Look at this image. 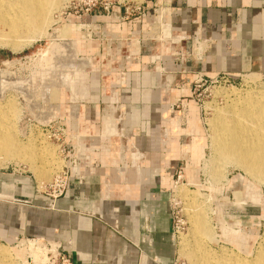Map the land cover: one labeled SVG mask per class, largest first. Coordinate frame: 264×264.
I'll use <instances>...</instances> for the list:
<instances>
[{
    "label": "rangeland",
    "instance_id": "374dc122",
    "mask_svg": "<svg viewBox=\"0 0 264 264\" xmlns=\"http://www.w3.org/2000/svg\"><path fill=\"white\" fill-rule=\"evenodd\" d=\"M91 1L60 0V4L57 3V6L48 13L50 21L43 34L32 39L28 44H25L27 36L22 35L17 39L21 45L17 51L12 50L10 41L0 38V109L4 111L8 102H14V111L16 109L17 111L9 117L8 128H11L10 132L11 130L14 132L19 143L32 146V151L39 156L32 162L26 159L10 158L9 160L8 156H0V176L23 177L30 182L31 188H28L31 189L30 193L35 197L48 199L53 205L64 196L70 179L79 178V162L87 161L88 169L93 166L89 162L91 153L88 151V137L77 135L72 122L66 129L60 120L61 99L65 94L73 95L76 83L82 80L83 73H88L94 64L89 55H80L81 49L88 44L96 48L97 43L101 42L106 55L108 50L115 52L122 46L123 48L124 45L127 46V35L122 36V29H120L121 33H118L115 31L116 27L106 26L108 21L99 18L93 20L94 13L100 15L98 12L92 14L85 12L87 4ZM104 2L109 6L108 15L112 23L119 25L128 18L137 16L135 14L127 16V7L141 3L142 0H104ZM115 10L117 12H114ZM82 13L87 16H82ZM145 23L146 27L141 31V35L131 37L128 42L132 43V47L135 43L138 45L162 43V35L166 37L172 35L170 29L172 24H167L166 14L161 9H154L149 21ZM2 32L5 33L6 29L0 26V33ZM210 43L209 40L194 37L188 50L175 49L172 55L164 60L161 55L152 56L155 55L152 54L147 57L149 64L153 66V71L158 75L161 90L165 95H171V91L173 92V97L167 102L168 118L169 122L174 124L173 133L179 137L181 145V152L176 158L177 164L167 169L165 177L168 179L163 182L161 180L165 207L170 217L173 264H190L194 260L193 249L198 257L208 251L215 259L226 254L252 259L259 249L264 247V184L254 181L233 162L224 163L215 158L210 148L211 123L215 116L221 118L228 115V100L236 92L255 95L264 93V77L247 73L240 77L220 75L210 79L204 77L198 70H177V66L184 63V59L191 57L192 54L203 53L211 45ZM93 51L94 49L89 48L88 53L91 54ZM121 63L129 73L132 68L131 62L125 58ZM125 70L115 73L118 79ZM60 71L66 76V83L59 81L58 84V79L53 76ZM183 80L187 81L186 87L176 89L172 86H176L179 81L182 83ZM52 83L58 84L59 93L51 94L44 101L45 103L37 98L38 93L33 98L34 90L41 92L44 84L50 86ZM70 88L73 90L70 91ZM110 108L107 103L101 105L99 138L101 141L116 137L120 141L119 145L122 146L125 138L119 134L121 120H118L117 111L112 118V113L109 112L112 108ZM53 112L58 115L42 124L43 118L51 117ZM106 120L111 122L114 132H105ZM167 133L166 129H162L158 137L161 147L164 148L168 142ZM79 146L81 153L76 157ZM105 149L108 151L107 147ZM25 153L26 151H23L22 154ZM145 158L127 135V163H134L130 165L132 171L139 173ZM39 170H43L45 174L40 176ZM56 177H60L63 181L60 187L54 186L53 181ZM20 192H17L20 199L0 195V202L32 206L31 201L26 199L27 193L22 190ZM183 192L186 194L183 195ZM192 208H195V213H200L205 218L212 237L199 238L200 235L192 234L190 221ZM1 229L0 226V249L5 253V257H0L1 264H34L32 253L35 248L43 251L36 253L39 261L37 260L35 264H66L57 257L58 252L69 261L68 264H73L72 258L65 251V243L54 237L11 238L8 234L3 235ZM146 240L150 246L151 239ZM50 243L55 247L50 248ZM44 245L47 246L45 249ZM149 251L153 253L150 248ZM51 255L55 256V260L50 258ZM152 255L155 257L154 254ZM155 261L158 263L156 258Z\"/></svg>",
    "mask_w": 264,
    "mask_h": 264
},
{
    "label": "crops",
    "instance_id": "0c3cea01",
    "mask_svg": "<svg viewBox=\"0 0 264 264\" xmlns=\"http://www.w3.org/2000/svg\"><path fill=\"white\" fill-rule=\"evenodd\" d=\"M143 8L146 21L154 9H161L167 24H172V35H162V43H135L132 47L128 42L141 35L145 19L130 17L116 25L109 15L94 13L93 20L108 21L107 27L127 35V46L121 51L108 50L106 55L101 42L96 48L83 47L80 55H89L94 64L76 83L73 95L61 99L62 125L68 129L72 122L77 135L88 137L93 166L88 169L87 161L79 162V178L70 179L64 196L54 205L30 193V182L23 177L0 176V195L20 199L22 190L32 203L0 202L3 235L54 237L65 243L73 264H173L170 217L161 180H167V169L177 164L181 145L168 118L167 102L173 92L171 96L161 90L147 57L169 58L175 49L188 50L196 37L211 41V45L184 59L178 71L194 69L210 79L247 73L264 77V0H146ZM89 48L94 49L91 54ZM125 58L132 65L129 73L121 63ZM119 70H125L120 79L115 74ZM186 85L183 80L172 86L179 89ZM105 103L112 108V118L117 111L121 120L122 146L116 137L100 141L99 120ZM109 120L104 130L111 133ZM162 129L168 132L165 148L158 141ZM127 135L146 157L139 173L130 168L134 163H127Z\"/></svg>",
    "mask_w": 264,
    "mask_h": 264
},
{
    "label": "bare ground",
    "instance_id": "6f19581e",
    "mask_svg": "<svg viewBox=\"0 0 264 264\" xmlns=\"http://www.w3.org/2000/svg\"><path fill=\"white\" fill-rule=\"evenodd\" d=\"M59 1L60 0H0V26L6 29L5 33H0V38L10 41V47L13 51H17L18 48L21 47L17 39L22 35L27 36V43L25 44L30 43L32 39L39 37L46 30L47 24L50 21V18L47 15L57 6ZM72 75L74 74H71V76ZM53 76L58 79V84L60 82H67L66 76L62 73V71L54 73ZM54 77L52 78L54 79ZM56 83H52L50 86L48 85L49 87L46 86L47 84H44V89L41 92L37 89L34 90L35 92H32L35 95H33V98L36 97V94L38 93L37 98L40 100L42 99L44 102L51 94L59 93L60 89L57 88L58 84ZM18 85H20V82ZM70 87L72 86L70 85ZM72 90L73 89L70 91ZM55 96H53V98ZM227 96L230 95L227 94ZM228 106V115L225 117L222 116L221 118H219V116H215L211 123V151L215 158H218L221 162H233L236 167L241 169L254 181L264 184V93L255 95L254 93L252 94L248 92L245 94L236 92L232 98H229ZM14 108V102H8L4 111L3 109H0V156H8L9 160L10 158L12 160L26 159L27 161L29 160L28 162H32L34 159L39 158V156L32 151V146L19 143V140L16 139L17 137H15L14 132L12 130L10 132L11 128H8L9 117L13 115V112L16 114L17 111V109L14 111ZM51 115V117L47 116L46 118H43L42 124L49 122V120H52L58 114L53 112ZM23 151H26V153L22 154ZM80 153L81 148L79 146L75 156L77 157ZM38 174L42 176L45 172H43V170H39ZM182 194L185 195L186 193L183 192ZM189 200L191 201L192 199ZM195 212V208H192V217L190 220L192 234L194 236L200 235L199 238L203 236L212 237L211 232L207 228L205 218L201 216L200 213L197 214ZM37 252L43 251L41 249L37 250L36 248L33 250V263L39 261ZM4 254L3 249H0V257H5ZM196 254L197 253L193 249L192 258H194V260L191 261L190 264H264V247L259 249L252 259L239 258L233 254L222 255L220 258L218 256V258L215 259L208 251L200 257ZM196 257L197 259H195Z\"/></svg>",
    "mask_w": 264,
    "mask_h": 264
},
{
    "label": "built area",
    "instance_id": "2783aa9c",
    "mask_svg": "<svg viewBox=\"0 0 264 264\" xmlns=\"http://www.w3.org/2000/svg\"><path fill=\"white\" fill-rule=\"evenodd\" d=\"M146 0H142L141 3H135L132 7H127V16H132V14H135L137 16H139L142 20H144L146 18V11L144 10L143 6L145 5ZM86 13H94V12H98L100 13V15H108L109 12V6L104 2V0H92L91 2H89L87 4V8L85 9ZM82 16H87L85 14L82 13ZM54 186H61V184H63V181L60 177H56L54 178ZM51 247L50 248H54L55 246H53L54 244L50 243ZM45 247L47 246H43V248L45 249ZM51 255L50 258H54L55 260V256ZM57 257H60L62 263H66L68 264V260L65 259L64 257L60 256L59 252L57 253Z\"/></svg>",
    "mask_w": 264,
    "mask_h": 264
}]
</instances>
